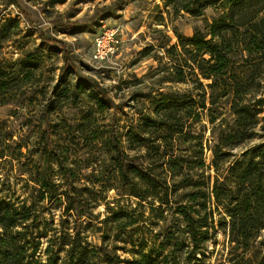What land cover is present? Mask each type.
<instances>
[{
	"label": "trees",
	"instance_id": "trees-1",
	"mask_svg": "<svg viewBox=\"0 0 264 264\" xmlns=\"http://www.w3.org/2000/svg\"><path fill=\"white\" fill-rule=\"evenodd\" d=\"M183 9L213 13L167 48L172 80L183 87L160 92L137 124L101 125L93 110L70 120L60 78L39 88L43 117L61 116L58 122L17 137L0 122V164L10 167L0 176V264H264V0H204ZM11 26L23 32L19 18H10L0 33ZM48 41L68 62L64 44ZM1 52L6 105L39 74L27 52L12 62ZM140 225L151 235L130 238ZM219 231L227 251L207 262ZM92 232H102L101 243L90 241Z\"/></svg>",
	"mask_w": 264,
	"mask_h": 264
},
{
	"label": "rangeland",
	"instance_id": "rangeland-1",
	"mask_svg": "<svg viewBox=\"0 0 264 264\" xmlns=\"http://www.w3.org/2000/svg\"><path fill=\"white\" fill-rule=\"evenodd\" d=\"M202 2L204 0H0V30L1 22L10 18H19L23 28V32L17 35L11 26L5 32L7 38L0 33L2 58L12 62L22 57L23 51L27 52L31 65L38 66L39 74L26 95L13 103L0 105V122L15 130L14 137L32 125L58 122L61 116L43 117L39 88L54 85L60 78L62 102L70 112V120L74 115L81 118L93 110L96 122L101 125L114 122L125 128L137 124L143 115L152 113L160 92H171L182 86L172 80L173 61L167 48L178 42L179 36L191 37L195 28L204 26L205 19H210L211 9H206L202 16L183 9L185 6L198 8ZM104 25L118 28L117 46L107 59L96 60L93 56L94 36ZM52 39L60 40L69 50L68 62L61 47L48 41ZM61 68L66 70L62 76ZM95 82L99 86H95ZM95 94H99L101 104L95 103ZM262 108L264 110V105ZM209 134L207 132V136ZM240 151L241 148L234 150L239 156ZM206 153L209 163L211 152ZM5 169L10 167L0 164V176ZM114 197L115 191L109 192L110 201H115ZM112 204L119 208L118 202ZM97 210L102 216L106 215L105 203ZM158 231L159 228L155 227V232ZM89 234L92 243H101L102 232ZM145 235L151 233L140 225L129 237ZM262 239L264 232L259 237ZM136 243L139 244L137 248L143 250L142 243ZM227 245L225 234L219 231L216 240L208 243L206 261L215 263L223 258ZM128 247H132L131 243ZM144 252L148 253V250ZM120 253L128 258L134 256L122 250Z\"/></svg>",
	"mask_w": 264,
	"mask_h": 264
},
{
	"label": "built area",
	"instance_id": "built-area-1",
	"mask_svg": "<svg viewBox=\"0 0 264 264\" xmlns=\"http://www.w3.org/2000/svg\"><path fill=\"white\" fill-rule=\"evenodd\" d=\"M118 28L107 27L104 25L94 36V58L96 60H105L112 55L117 46Z\"/></svg>",
	"mask_w": 264,
	"mask_h": 264
}]
</instances>
